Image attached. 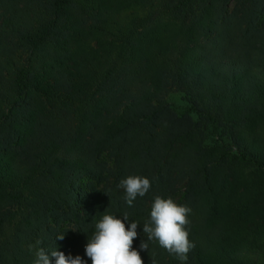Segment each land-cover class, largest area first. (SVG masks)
I'll return each mask as SVG.
<instances>
[{
	"label": "trees",
	"instance_id": "1",
	"mask_svg": "<svg viewBox=\"0 0 264 264\" xmlns=\"http://www.w3.org/2000/svg\"><path fill=\"white\" fill-rule=\"evenodd\" d=\"M170 83L193 91L191 112L211 110L234 155L167 130ZM0 88V264H35L40 248L91 264L105 214L139 224V249L155 197L176 202L180 183L184 264H264V0H0ZM106 153L110 184L79 194L83 178L106 179ZM129 176L151 182L132 206L118 187ZM63 208L74 227L59 233ZM147 243L144 264H181Z\"/></svg>",
	"mask_w": 264,
	"mask_h": 264
},
{
	"label": "clouds",
	"instance_id": "2",
	"mask_svg": "<svg viewBox=\"0 0 264 264\" xmlns=\"http://www.w3.org/2000/svg\"><path fill=\"white\" fill-rule=\"evenodd\" d=\"M118 187L124 189V199L132 206L138 196L144 197L149 192L151 182L147 177L129 176L122 179ZM190 212L188 206L179 205L172 198L156 196L151 207L150 220L143 225L147 240L141 241L139 249L133 246L139 236V224L133 221L130 227L126 226L125 221L129 220L127 213L122 219L105 214L95 224V232L85 246V254L91 264H144L141 250H149L147 241L155 240L184 264L188 253L195 247L189 239L187 229ZM64 238L63 234L57 237L58 240ZM52 258H55V264H87L79 255L73 257L57 249L49 254L43 248L36 252L35 264H52ZM152 264H156L154 259Z\"/></svg>",
	"mask_w": 264,
	"mask_h": 264
},
{
	"label": "rangeland",
	"instance_id": "3",
	"mask_svg": "<svg viewBox=\"0 0 264 264\" xmlns=\"http://www.w3.org/2000/svg\"><path fill=\"white\" fill-rule=\"evenodd\" d=\"M233 9V5L230 7ZM52 90V82H42V85L39 88L40 94L44 93V90ZM169 92L168 97L166 99V105L163 108V112L168 114L169 116H176L174 121L170 126L167 124V130L172 129H194L196 130V134L198 138L202 142V146L206 150H211L213 146L216 148L212 149L216 151L217 157L228 158L235 154V147L232 145V142L226 137V131L223 124H218L219 129L215 130L214 125L208 118V115L213 116L211 114V110L203 111L202 105L196 104L199 113L191 112L192 106L194 105V97L193 91H189L188 93H182L175 90L172 83L169 84ZM5 96V92L0 88V101L3 100ZM14 151L20 153L19 147H14ZM98 162H101L106 165L108 169V174L104 182H98L94 178L85 177L76 186V191L79 194H84L89 192L91 189L102 188L106 184H110L111 175L110 172L114 169V156L111 153L104 154ZM186 183L177 184L178 194L176 198V203L182 205L186 202L185 193H186ZM77 210L82 213L83 205L81 203L77 204ZM68 209L63 208L58 211L59 223L53 224V227L59 228V233L72 229L74 225L71 220L68 219ZM182 264V262H181Z\"/></svg>",
	"mask_w": 264,
	"mask_h": 264
}]
</instances>
